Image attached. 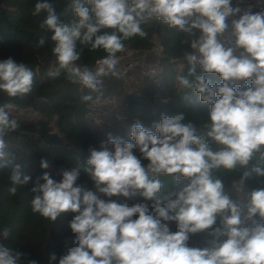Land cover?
Instances as JSON below:
<instances>
[{
  "label": "clouds",
  "instance_id": "1",
  "mask_svg": "<svg viewBox=\"0 0 264 264\" xmlns=\"http://www.w3.org/2000/svg\"><path fill=\"white\" fill-rule=\"evenodd\" d=\"M69 11L72 19L62 21L60 16ZM41 12L47 15L39 27L52 33L53 42L47 75L63 73L71 84L89 90L83 101H93L95 93L93 102H99L105 78L120 74L118 54L125 52L126 41L147 37L143 25L156 20L194 37L181 42L190 48L182 53L189 69L176 82L209 106L202 131L182 123V113L162 115L153 122L154 131L137 122L130 128V141L109 135L99 149H89L83 164L61 170L57 182L47 172L35 181L23 173L7 151L8 138L20 128L11 115L15 105L0 104V170L10 169L9 194L32 182L34 214L52 222L74 214L68 222L73 246L58 264H264V188L248 192L246 202L240 199L246 179L264 176V11L243 10L233 0H72L58 15L42 0L32 14ZM47 39L41 35L36 48ZM84 49L104 55L89 66L81 63ZM211 74L221 82L211 83ZM35 75L24 62L0 60V92L11 98L28 96ZM253 160L256 164L232 182L233 199L214 173L247 167ZM40 167L48 169L50 161L43 158ZM81 171L90 176L96 192L77 184ZM161 176L189 182L161 195ZM97 192L124 200L101 199ZM137 193L146 202L130 204ZM167 222H175L177 231H170ZM205 231L211 237L207 246L189 247L190 236ZM10 234L5 227L0 236L8 239ZM22 257L27 254L0 243V264H21ZM56 260L50 254L49 264ZM27 264L37 261L27 259Z\"/></svg>",
  "mask_w": 264,
  "mask_h": 264
},
{
  "label": "trees",
  "instance_id": "2",
  "mask_svg": "<svg viewBox=\"0 0 264 264\" xmlns=\"http://www.w3.org/2000/svg\"><path fill=\"white\" fill-rule=\"evenodd\" d=\"M235 0H233L234 2ZM42 0H0V60L8 57L17 62L26 63L35 73L34 90L32 94L23 98L8 97L0 92V104L12 103L14 113L23 110H32L39 114L36 120H26L16 117L11 110L12 117L20 123V128L8 138L7 151L14 157L15 162L21 164L24 174L30 175L35 181L47 172L57 182L62 180L61 170H71L77 164H83L89 155L90 148L99 149L101 142H106L109 135L130 141V128L139 122L146 129H152L153 122H159L162 115L172 117L183 114L182 123L191 122L198 132L203 130V124L208 119L209 106L199 101L191 90L182 91L178 88L176 77L187 74L189 65L183 60V51L190 50L188 44L182 41L194 38L186 33L176 32L166 24L152 20L143 25L148 35L145 38L134 37L126 41V50H133L137 55L153 51L156 46L161 47L157 54L158 66L155 74H146L140 82L128 83L125 78H105L103 95L99 102L83 101L81 97L89 90H81L79 86L71 84L65 74L58 78H50L47 73L51 66L52 55L51 32L44 33L39 24L46 18L47 13L41 12L34 16V6ZM51 3L58 15L64 13L71 5L72 0H47ZM91 9L90 5L85 4ZM64 22L72 19L68 15H61ZM199 35V30H193ZM41 35L47 36L44 47L36 48ZM234 37H231L232 40ZM77 47L81 46L77 44ZM124 53V52H123ZM123 53L118 54L121 56ZM102 51L90 52L84 49L81 63L94 65L95 60L103 56ZM202 69L197 67V74ZM211 83H220L217 74L207 77ZM250 83V82H249ZM185 95L189 96L185 99ZM44 99L41 100L40 98ZM120 99L116 112L113 100ZM101 105L109 113L100 115L96 120L93 115ZM56 131L61 143H48L46 138L50 132ZM215 149L216 145H212ZM135 151V150H134ZM43 158L50 161L48 169H42L40 162ZM142 163L147 165L148 161ZM256 161L253 160L247 167H238L234 171L221 169L214 175L219 176L225 186V191L232 192V198L237 194L231 188L233 181L249 171ZM10 169L0 170V233L5 227L11 228L8 239L0 236V243L27 254V259H34L37 264H49L50 254L55 253L58 264L59 257L66 254L72 245L74 234L68 226L73 213L61 216L52 222L34 214L31 209L33 183L18 188L16 195H10L8 189L12 186L9 180ZM61 175V178L58 176ZM165 187L161 195L176 191L189 182L187 178L176 181L173 176H161ZM43 183V180L40 181ZM77 184L96 192L90 176L81 171ZM264 188V176L253 174L244 182V193L241 202H246V194L252 190ZM101 199H112L122 202L123 197H106L97 192ZM146 202L137 193L129 203ZM151 203V202H147ZM135 219V217H133ZM257 219H259L257 217ZM170 231H177L175 222H167ZM219 224V219L218 222ZM211 239L207 231L190 236L189 247H205ZM22 257L21 264H27Z\"/></svg>",
  "mask_w": 264,
  "mask_h": 264
},
{
  "label": "rangeland",
  "instance_id": "3",
  "mask_svg": "<svg viewBox=\"0 0 264 264\" xmlns=\"http://www.w3.org/2000/svg\"><path fill=\"white\" fill-rule=\"evenodd\" d=\"M155 53L153 51H150V52H147V53H142L140 54V56H138L136 54V52H134L133 50H127L125 51L121 56V62L120 63H123V62H126L127 60H130L132 58H139L141 59V66L134 69L131 73H129V75H127L125 77V80L130 83V84H133L134 82H140L143 77L146 75V71L148 67L152 66L153 65V62H154V58H155ZM120 99H114L113 100V103H114V107L113 111L116 112V109H117V104L120 103L119 101ZM98 109L95 111L93 117L96 119V120H100L99 117L100 115H106L109 113V111L102 107L101 105H99L97 107ZM13 114L18 117V118H21V119H26V120H37L39 118V114L32 111V110H23L22 112H19L17 114L14 113V109H13Z\"/></svg>",
  "mask_w": 264,
  "mask_h": 264
},
{
  "label": "built area",
  "instance_id": "4",
  "mask_svg": "<svg viewBox=\"0 0 264 264\" xmlns=\"http://www.w3.org/2000/svg\"><path fill=\"white\" fill-rule=\"evenodd\" d=\"M234 6H239L242 8H248L249 6L252 7V10L261 12L264 11V0H235L233 2ZM231 19V18H230ZM228 22V21H227ZM230 31V30H229ZM231 38V37H230ZM153 52L157 55L161 52V47L156 46L153 49ZM155 55L153 65L148 67L146 71V74L153 75L157 71V66H158V58ZM140 56V54L138 55ZM141 66V59L140 57L137 58H132L130 60H127L126 62L120 63L119 65V76L122 78H125L129 73H131L134 69L138 68Z\"/></svg>",
  "mask_w": 264,
  "mask_h": 264
},
{
  "label": "water",
  "instance_id": "5",
  "mask_svg": "<svg viewBox=\"0 0 264 264\" xmlns=\"http://www.w3.org/2000/svg\"><path fill=\"white\" fill-rule=\"evenodd\" d=\"M46 141L48 143H61V138L59 137L58 133L56 131L50 132L46 138ZM58 178H61V175L58 176ZM87 190H91L89 188H86Z\"/></svg>",
  "mask_w": 264,
  "mask_h": 264
},
{
  "label": "crops",
  "instance_id": "6",
  "mask_svg": "<svg viewBox=\"0 0 264 264\" xmlns=\"http://www.w3.org/2000/svg\"><path fill=\"white\" fill-rule=\"evenodd\" d=\"M242 9H243V10H246L247 8H242ZM252 11H253L254 13L257 12V11H254V10H252ZM237 18H238V17H237ZM228 23H229V25L231 24V19L228 20ZM229 30H230V29H229ZM225 35L228 36V33H226ZM228 38L231 39L230 36H228ZM233 39H234V38H233ZM140 54H141V53H140Z\"/></svg>",
  "mask_w": 264,
  "mask_h": 264
}]
</instances>
